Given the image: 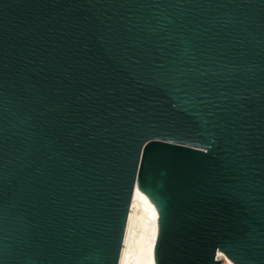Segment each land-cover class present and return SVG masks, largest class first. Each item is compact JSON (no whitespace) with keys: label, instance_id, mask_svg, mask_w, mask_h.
Segmentation results:
<instances>
[{"label":"water","instance_id":"water-1","mask_svg":"<svg viewBox=\"0 0 264 264\" xmlns=\"http://www.w3.org/2000/svg\"><path fill=\"white\" fill-rule=\"evenodd\" d=\"M264 264V0H0V264Z\"/></svg>","mask_w":264,"mask_h":264},{"label":"bare ground","instance_id":"bare-ground-1","mask_svg":"<svg viewBox=\"0 0 264 264\" xmlns=\"http://www.w3.org/2000/svg\"><path fill=\"white\" fill-rule=\"evenodd\" d=\"M156 230V207L141 197L134 185L117 264H153ZM216 258L219 264H235L222 251H217Z\"/></svg>","mask_w":264,"mask_h":264}]
</instances>
